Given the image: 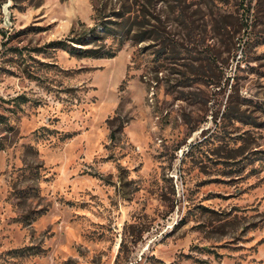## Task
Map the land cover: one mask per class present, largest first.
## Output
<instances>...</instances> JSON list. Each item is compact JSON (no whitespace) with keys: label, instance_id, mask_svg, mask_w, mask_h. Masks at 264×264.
<instances>
[{"label":"rangeland","instance_id":"obj_1","mask_svg":"<svg viewBox=\"0 0 264 264\" xmlns=\"http://www.w3.org/2000/svg\"><path fill=\"white\" fill-rule=\"evenodd\" d=\"M0 264H264V0H0Z\"/></svg>","mask_w":264,"mask_h":264},{"label":"trees","instance_id":"obj_2","mask_svg":"<svg viewBox=\"0 0 264 264\" xmlns=\"http://www.w3.org/2000/svg\"><path fill=\"white\" fill-rule=\"evenodd\" d=\"M147 35H145V36H143V33H141L140 35H137L136 36V41H138V40H143V39H147V37H146ZM134 38V37H133ZM92 55H93V52L91 53ZM94 56V55H93ZM104 58H109V57H104ZM109 138H112V135L111 134H109Z\"/></svg>","mask_w":264,"mask_h":264}]
</instances>
